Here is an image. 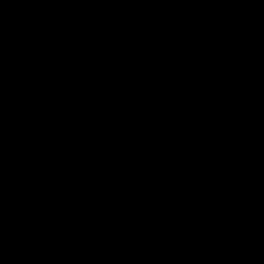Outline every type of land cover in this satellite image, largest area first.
<instances>
[{
    "label": "water",
    "instance_id": "1",
    "mask_svg": "<svg viewBox=\"0 0 264 264\" xmlns=\"http://www.w3.org/2000/svg\"><path fill=\"white\" fill-rule=\"evenodd\" d=\"M0 264H264V0H0Z\"/></svg>",
    "mask_w": 264,
    "mask_h": 264
}]
</instances>
